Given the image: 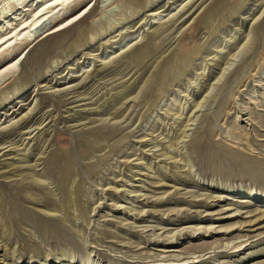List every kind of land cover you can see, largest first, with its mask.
<instances>
[{
  "label": "rangeland",
  "instance_id": "obj_1",
  "mask_svg": "<svg viewBox=\"0 0 264 264\" xmlns=\"http://www.w3.org/2000/svg\"><path fill=\"white\" fill-rule=\"evenodd\" d=\"M193 1L0 0V39L13 35L0 45V165L41 163L42 154L47 170L53 156L72 166L67 191L50 184L58 194H31L24 187L34 177L23 171L0 176V198L27 194L26 210L66 230L38 234L3 206L0 244L10 251L0 248V264L194 260L156 256L169 253L208 258L192 264H250V253L264 255V0ZM52 15L62 29L26 36ZM175 37L165 61L146 57ZM48 124L51 132L28 142L25 131ZM25 149L26 162L10 159Z\"/></svg>",
  "mask_w": 264,
  "mask_h": 264
},
{
  "label": "bare ground",
  "instance_id": "obj_2",
  "mask_svg": "<svg viewBox=\"0 0 264 264\" xmlns=\"http://www.w3.org/2000/svg\"><path fill=\"white\" fill-rule=\"evenodd\" d=\"M62 2V1H64V0H55V2L54 3H57V4H59L58 2ZM198 0H194L193 2H192V4H191V2H190V5L191 6H193L194 4H195V2H197ZM53 3V4H54ZM184 8H186V6L184 7ZM190 8V7H189ZM185 10V9H184ZM183 10V11H184ZM182 11V10H181ZM186 11V10H185ZM188 11V10H187ZM183 13V12H182ZM193 13H194V11L190 14V15H188L187 17H185L186 19V21L193 15ZM179 15V14H178ZM180 16V15H179ZM56 17V18H55ZM48 16L46 19H44L45 18V16L44 17H42L41 19H39V20H37V21H35L33 24H31V26L32 27H35V28H33L32 29V27L30 28L29 27V30L27 31V33H26V36L28 37V38H30V39H32V38H37L38 36H40V35H42V34H45V36H50V35H53V34H55L56 32H58L60 29H62L63 27H60V26H57V25H55V23H54V21H55V19H57L58 18V16ZM184 20V19H183ZM52 24V25H51ZM182 24V23H181ZM28 24L27 23H25V24H23L22 26H20V28H19V30L21 29V30H23V29H25V28H28ZM180 34V33H179ZM178 34V35H179ZM13 35H11V36H9L8 37V39H6L5 40V38H1L0 39V45H2V44H4V43H6L8 40H9V38H11ZM176 42H177V37H175V38H172L171 39V42L170 43H168L167 44V46H165V48H163L160 52H158V53H155L154 54V51L152 50V49H150L149 48V50L148 51H150L149 52V54L148 55H146V57L147 56H149V58H151V59H154V58H156L157 57V59L158 58H163L164 59V61L168 58V57H166V54H169V53H171V51H172V48L175 46V44H176ZM41 47V46H40ZM157 54V55H156ZM143 55L141 54V55H139L138 56V60H137V63H141V64H143ZM145 66H146V64H145ZM164 66V65H163ZM162 66V67H163ZM166 66V65H165ZM27 67V66H26ZM167 67L168 66H166V69H167ZM151 68V67H150ZM163 68H165V67H163ZM162 68V69H163ZM162 69L161 68H159L158 70H156V73L154 74V80L152 79V85L151 86H149L150 88H155V85H153L155 82H159V78H160V75L158 74V72H159V70H161L162 71ZM167 71H169L168 69H167ZM165 72V71H164ZM169 74V73H168ZM166 77V76H165ZM138 80V79H137ZM164 80V79H163ZM139 81V80H138ZM161 81V80H160ZM136 79L135 80H133V81H131L129 84H125L124 86H123V90H122V93H120V94H122L121 95V97L119 98V99H117V100H119L118 102H117V106H116V108H114V110H112L111 112L113 113V114H115V115H117L124 107H125V102H127V101H129V100H131L129 97H127V95L128 94H130V93H128L134 86H135V84H136ZM121 92V91H120ZM51 93V92H50ZM71 93V92H70ZM69 93V94H70ZM118 93V92H117ZM120 94H119V96H120ZM154 94V90H147L146 91V95L148 96H152ZM129 96H131V95H129ZM116 97H118V96H116ZM73 99V98H76L75 96H72V97H70V98H68L67 100H70V99ZM86 98V97H85ZM115 98V97H114ZM114 98L111 100L112 102H113V100H114ZM129 98V99H128ZM77 100L79 99V98H76ZM75 99V101H77ZM81 99H84V98H81ZM121 99H123V100H125V99H128L127 101H121ZM80 100V99H79ZM115 101V100H114ZM24 106V104H22L21 106H20V108L21 107H23ZM123 107V108H122ZM77 109V108H76ZM82 109V108H81ZM93 110H97V108H88V107H85V109H82V112L83 113H85V112H92ZM103 110H104V108H103ZM102 110V108L100 109V111H103ZM99 111V110H98ZM111 113V114H112ZM73 114H69V117L72 119V118H74V119H76L77 117H83L82 116V114H79V115H73ZM114 115V116H115ZM84 118V117H83ZM87 119H89L88 117H86ZM67 119V118H66ZM78 119V118H77ZM76 119V120H77ZM86 120V119H85ZM54 122V121H53ZM77 122V124H76V126H82V125H85V124H87L86 122H87V120L86 121H84L83 122V120H77L76 121ZM74 125V124H73ZM53 126H55V124L54 125H50V124H48V125H45L44 127H34L36 130H32V131H25L27 134H28V138H27V140H28V142H30L31 140H33L34 141V137L36 136V134H38V133H40V132H45V131H50V129L51 128H53ZM33 127V126H32ZM32 129V128H31ZM34 131H37V132H34ZM36 133V134H34V136H31V134L32 133ZM51 132V131H50ZM49 132V133H50ZM38 137H39V135H38ZM23 138V137H22ZM37 138V137H36ZM44 138V137H43ZM39 139V138H38ZM37 140V139H36ZM48 140V139H47ZM47 140H45V143H46V141ZM97 141V140H96ZM27 142V143H28ZM48 142V141H47ZM37 143V142H36ZM42 144V143H41ZM40 144V145H41ZM44 146L45 145H43V152L46 150V149H48V147H49V145H46V147H45V150H44ZM5 148H7V147H1L0 148V151H3V150H5ZM28 149V148H27ZM10 151L12 150V149H9ZM26 150V149H25ZM32 150V149H31ZM31 150H26L25 152H18V154L17 155H20L19 157H21V158H16L17 156H15V157H10V159L11 158H13L14 160H22V161H27L28 159L26 158V157H28V156H31ZM16 152V151H15ZM40 152H42V150L40 151ZM7 153H6V150H5V152L2 154V155H6ZM15 154V153H14ZM8 155H9V153H8ZM16 155V154H15ZM12 156V155H11ZM14 156V155H13ZM76 157V156H75ZM43 159H45L43 162H41V163H34V164H26L25 165V163H24V165H18V164H16V162L15 163H12V162H8V163H6V165H3V166H1L0 165V176L2 175V176H4V177H6V178H10L11 176H8V175H13V176H21V173L20 172H25V173H28V175H31V176H33L34 178L32 179V182H34V183H32V182H26L27 183V185L29 186V187H24V188H26V189H28L29 190V192L31 193V194H36V195H39V196H41L42 194H44V193H48V195L50 194V193H53V194H58V192H60L61 193V191L62 192H65V191H67L68 189L66 188L67 187V185H68V183H69V179H70V174H71V172H72V166H71V163L70 162H68L66 159H65V161H64V159H62L61 158V156H53V157H51V158H49V160H50V162H51V164H53L54 165V167L53 168H49L48 170L46 169V167L44 166V164H46L47 163V161H46V158H44V156H42V154L39 156V158H38V161L39 160H43ZM48 160V159H47ZM3 163V162H2ZM43 165V168H41V169H37V167L38 166H42ZM29 170H33V171H35L36 172V176H34L35 174L34 173H30L29 172ZM37 172H39V173H37ZM34 174V175H33ZM46 175L47 174V176L49 175V179L51 178V181L48 183V182H46V181H44L43 179H41L42 178V176L41 175ZM46 176V177H47ZM4 179V178H3ZM54 184V183H56V185H57V183L58 184H60L62 187H61V191H60V188H59V191H58V189L56 188V189H53V187L51 188L50 187V184ZM55 185V184H54ZM53 186V185H52ZM23 187V186H22ZM44 187H46V188H44ZM57 187V186H56ZM64 188H66V189H64ZM69 188V187H68ZM71 188H72V186H71ZM73 189V188H72ZM71 190V189H70ZM72 191V190H71ZM42 193V194H41ZM79 188H76L75 189V199L78 197V195H79ZM9 194H10V192H9ZM73 195V194H72ZM209 198H211L212 200L214 199V196L211 194V196L210 195H208V199ZM218 198V197H217ZM27 199H29L28 198V195L26 194V195H20L19 193H15V192H12L11 193V195H9V199H6V198H4V197H1L0 198V213L2 212L3 213V210H4V208H3V206H8V205H10V206H12L13 207V211L15 212V214H16V212H18V217H16L15 216V214H14V217H16V219L18 218L20 221H22V222H31V225L38 231V234L40 233L41 235L42 234H46V235H48V234H52V235H64V233L66 232V230H65V228H63V227H61V226H59V225H57V224H55L53 221H47V220H45V219H43V217H40V216H37V215H33V213L32 212H30V211H28V210H26L25 208H24V202L25 201H27ZM71 199V198H70ZM73 199V198H72ZM215 200V199H214ZM57 216V215H56ZM262 216H264V214L262 215ZM4 217V216H3ZM52 217V219H53V217H55V216H51ZM61 217H62V215H61ZM60 217V218H61ZM3 219V218H2ZM13 220V221H12ZM59 220H61V219H59ZM13 222H16V220L14 221V218H10V219H7V222H6V224H7V227H11V228H14L15 226H14V224H13ZM61 222V221H60ZM5 224V225H6ZM6 227V228H7ZM12 230V229H11ZM207 230V229H206ZM1 231V230H0ZM5 231H6V229H5ZM8 232V231H7ZM193 232V231H192ZM208 232V231H207ZM12 233V232H11ZM17 233V232H16ZM12 235V234H11ZM5 236V235H4ZM36 236V235H35ZM49 236V235H48ZM51 236V235H50ZM4 238V237H3ZM162 238V237H161ZM16 239V238H15ZM168 239V238H167ZM167 239H161V241H160V239H159V241L160 242H165V240H167ZM173 239H174V237H173ZM6 241V240H5ZM11 241V240H10ZM26 240L24 239V243H26L25 242ZM29 242V241H28ZM56 242V241H55ZM171 242V241H170ZM10 243V242H9ZM32 243V242H31ZM28 244V243H27ZM16 245V244H15ZM207 245V243H203V245H196L195 246V248H198V249H201V250H204V248L203 247H205ZM25 246H26V244H25ZM31 246V245H30ZM29 245L28 246H26V248L28 249V247H30ZM203 246V247H202ZM227 247V246H226ZM0 248L5 252L4 253V255H2V256H4V257H8V254H9V251L7 250V249H5L4 250V247H3V244L1 243L0 244ZM21 249H22V247H21ZM16 248H13V250L11 251V253L13 252V254H15L16 252ZM25 251H28V250H25ZM223 252V251H222ZM228 253V252H227ZM257 255H259V256H257ZM156 256H160V257H162L161 258V260L162 261H169V260H171V261H173V260H187V259H190V258H194V260L193 261H190V262H186L185 261V263H181V264H192V263H202L205 259L207 260L208 258H204L205 257V255H198V256H196V257H192V256H186V257H181L180 255H178V254H176V253H169V254H166V255H156ZM213 256V255H212ZM211 255L210 256H208L209 258L210 257H212ZM264 255L262 254V253H255V252H252V253H250V255H248V258H247V260H249V261H252V263H250V264H258L259 262H261V261H255L256 259H258V258H260V257H263ZM150 257V256H149ZM158 258V257H157ZM198 258H201L200 260H197ZM21 259V258H20ZM144 259V258H143ZM127 260V259H126ZM140 260V259H139ZM142 260V259H141ZM155 260V259H154ZM156 260H158V259H156ZM209 260H211V259H209ZM129 261V260H128ZM133 262V261H132ZM144 262H146V261H144ZM6 264V263H5ZM39 264H44V263H39ZM161 264H163V263H161ZM170 264H172V263H170ZM173 264H176V263H173ZM263 264H264V260H263Z\"/></svg>",
  "mask_w": 264,
  "mask_h": 264
}]
</instances>
